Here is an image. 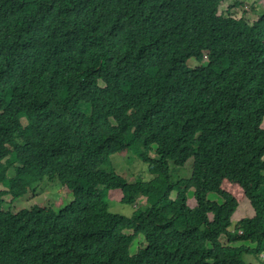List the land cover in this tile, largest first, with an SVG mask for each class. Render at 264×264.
Masks as SVG:
<instances>
[{
	"label": "trees",
	"instance_id": "obj_1",
	"mask_svg": "<svg viewBox=\"0 0 264 264\" xmlns=\"http://www.w3.org/2000/svg\"><path fill=\"white\" fill-rule=\"evenodd\" d=\"M224 1L0 0V264H252L264 252V12L250 23L220 14ZM134 145L150 181L105 170ZM54 178L74 194L65 208L5 209ZM225 180L255 211L233 232ZM114 190L146 208L111 212Z\"/></svg>",
	"mask_w": 264,
	"mask_h": 264
},
{
	"label": "rangeland",
	"instance_id": "obj_2",
	"mask_svg": "<svg viewBox=\"0 0 264 264\" xmlns=\"http://www.w3.org/2000/svg\"><path fill=\"white\" fill-rule=\"evenodd\" d=\"M231 8V16L237 19L244 18L247 22L253 23L260 19L261 14L264 12V0H225L220 7V14H225ZM208 61L206 58L202 59H190L188 61L189 68H196L199 66H206ZM22 123L26 124V118L22 119ZM264 128V123H263ZM128 151L115 155L111 158V165L106 166L107 171L114 170L122 177L135 181L141 179L143 181H150L154 176L149 173L148 166L144 163L138 155V146L134 145ZM193 159L189 160L183 167H177L171 165L170 181L176 182L179 179L189 178L193 171ZM15 176V167H12L7 172V177L12 178ZM222 188L231 193L238 201L239 206L237 211L232 217V226L230 231L233 232L237 223L245 218H253L255 211L244 194V190L235 184L225 180ZM8 190L3 183H0V191ZM176 192L172 194L174 198ZM188 204L190 207L196 206V201L193 194H190ZM122 192L120 190H114L109 193L110 211L115 214L124 215L127 217H133L134 213L138 209L146 208V198H141L137 206H129L121 203ZM209 198H217L212 194ZM73 192L64 186L58 178L52 180L45 179L38 185H34L28 188L27 192L19 198L13 197L12 194L5 196V209L10 210L13 213H17L20 210L32 209L34 207L45 208L58 212L65 208L74 201ZM238 213V214H237ZM144 236L140 235L131 247V254H136L140 248L146 246ZM224 242L227 241V237H223ZM251 249H254L258 244L249 243ZM245 261L252 264H264V252L258 256L245 255Z\"/></svg>",
	"mask_w": 264,
	"mask_h": 264
},
{
	"label": "clouds",
	"instance_id": "obj_3",
	"mask_svg": "<svg viewBox=\"0 0 264 264\" xmlns=\"http://www.w3.org/2000/svg\"><path fill=\"white\" fill-rule=\"evenodd\" d=\"M27 124V123H26ZM26 124H23L24 126L26 125ZM121 191V190H120ZM122 192V191H121ZM122 195H123V193H122ZM146 204H147V199H146ZM133 206H137V204L136 205H133Z\"/></svg>",
	"mask_w": 264,
	"mask_h": 264
},
{
	"label": "bare ground",
	"instance_id": "obj_4",
	"mask_svg": "<svg viewBox=\"0 0 264 264\" xmlns=\"http://www.w3.org/2000/svg\"><path fill=\"white\" fill-rule=\"evenodd\" d=\"M195 207V206H194ZM238 214V213H237Z\"/></svg>",
	"mask_w": 264,
	"mask_h": 264
},
{
	"label": "crops",
	"instance_id": "obj_5",
	"mask_svg": "<svg viewBox=\"0 0 264 264\" xmlns=\"http://www.w3.org/2000/svg\"><path fill=\"white\" fill-rule=\"evenodd\" d=\"M196 201V200H195Z\"/></svg>",
	"mask_w": 264,
	"mask_h": 264
}]
</instances>
